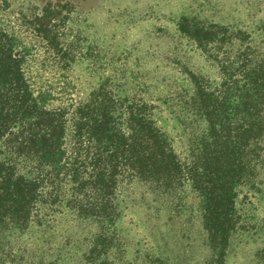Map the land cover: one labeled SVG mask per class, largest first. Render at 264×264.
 I'll return each mask as SVG.
<instances>
[{"label": "trees", "instance_id": "16d2710c", "mask_svg": "<svg viewBox=\"0 0 264 264\" xmlns=\"http://www.w3.org/2000/svg\"><path fill=\"white\" fill-rule=\"evenodd\" d=\"M9 8L0 0V225H39L64 204L109 219L117 183L142 179L162 187L188 183L205 199L214 234L227 242L237 222V194L256 191L264 173V60L245 51L222 59L223 77L214 87L182 71L192 90L179 111L204 127L189 133L186 155L179 157L139 85L104 78L84 101L52 106L51 89L37 91L26 66L40 47L43 62L61 72L62 92L76 87L69 74L78 59L63 43L71 18L29 8L3 20ZM203 26L181 16L176 36L201 52L212 48L209 58L234 33ZM172 105L164 102L167 116Z\"/></svg>", "mask_w": 264, "mask_h": 264}, {"label": "rangeland", "instance_id": "374dc122", "mask_svg": "<svg viewBox=\"0 0 264 264\" xmlns=\"http://www.w3.org/2000/svg\"><path fill=\"white\" fill-rule=\"evenodd\" d=\"M4 1L10 8L3 20L29 8L47 18H71L63 43L78 59L69 74L76 87L62 92L61 72L43 62L40 47L26 66L37 91L51 89L52 106L84 101L104 78L139 85L179 157L186 155L189 133L204 127L179 111L178 102L192 90L182 71L214 87L223 77L222 59L245 51L256 62L264 60V0ZM187 15L204 28L230 29L231 41L207 58L212 48L201 52L176 36L177 19ZM164 102L173 104L170 116ZM258 183L253 193L244 188L237 194V222L225 243L214 234L202 194L188 183L162 187L133 179L117 183L109 219L81 215L64 204L39 225H0V264H264V173Z\"/></svg>", "mask_w": 264, "mask_h": 264}]
</instances>
